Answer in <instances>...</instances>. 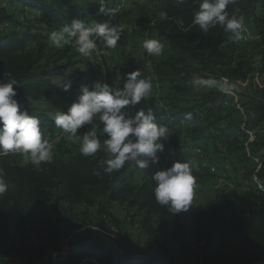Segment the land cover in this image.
<instances>
[{"label":"trees","instance_id":"16d2710c","mask_svg":"<svg viewBox=\"0 0 264 264\" xmlns=\"http://www.w3.org/2000/svg\"><path fill=\"white\" fill-rule=\"evenodd\" d=\"M98 2L80 12L60 0H0V82H17L14 88L20 108L41 121L43 137L52 136L59 128L30 103H43L54 95L57 87L50 75L72 63L68 56L71 45L59 51L50 49V34L74 19L85 22L86 17H91L103 23L117 0ZM148 6L141 12L140 22L148 25V36L159 40L167 51L159 61L150 57L152 68L146 72V76L155 78L160 95L142 99L125 111L130 116L141 109L154 112L156 122L171 132L163 141L164 157L175 162H187L193 150L217 146L227 166L235 163L244 169L241 183L218 192L203 206L196 207L192 202L187 211L173 215L156 202L155 185L146 170L126 163L112 174L104 172L100 162L109 156L103 149L85 157L79 148L75 153L55 148L53 162L38 167L25 165L19 154L0 153V170L8 185V191L0 196V219L7 221L5 235L8 237L10 231L20 234L26 223L39 217L62 219L64 213L79 205L98 207V213L117 227L107 204L124 200L128 208L140 214L144 233L152 234L155 229L164 242L176 243L178 252L171 264H264V131H255L256 123L264 122V87L256 84L252 96H243L247 99L245 111L256 117L254 123L237 119L235 106L225 105L227 92L204 88L206 91L188 101L185 95L195 87L194 78L222 83L246 80L252 71L249 57L237 55L238 40L222 27L204 33L192 23L198 10L194 0L182 5L176 0H150ZM161 11L167 13V19H160ZM228 11L244 17V29L257 22L263 24L264 32V0H235ZM116 14L110 20L113 26L120 21V14ZM128 37L133 34L125 38ZM63 59L66 64L59 66ZM257 73L264 74V64ZM251 137L253 142L249 143ZM193 175L196 181L213 177L205 166ZM31 247L41 249L37 240ZM44 254L40 255V264H167L154 256H137L128 250L80 239L67 242L65 254L55 261ZM0 264L8 263L0 260Z\"/></svg>","mask_w":264,"mask_h":264},{"label":"rangeland","instance_id":"374dc122","mask_svg":"<svg viewBox=\"0 0 264 264\" xmlns=\"http://www.w3.org/2000/svg\"><path fill=\"white\" fill-rule=\"evenodd\" d=\"M66 7L76 6L78 11H84L86 8L97 6L98 0H60ZM102 0L99 2L101 3ZM150 0H117L113 4L114 8L109 12L105 19L108 22L113 16L120 14V21L116 27L122 28L123 34L117 42L114 49H106L102 40H97V50L90 56L84 57L76 51L75 44L71 45L68 56H71V65L62 69L58 74L50 75V81L57 87L56 93L43 102H31L30 105L38 112H44L48 117L53 119L52 115L57 110L67 111L68 107L73 103L80 94V86L87 85L90 90L92 85L97 82V76H104L105 82L113 89H120L123 86L122 78L125 73L140 69L142 77L150 78L152 81V90L146 99L160 95L158 85L153 76H146V72H150L152 64L150 57L154 61H159L167 55V51L163 50L159 56L149 55L143 48L145 40L154 39L148 36V25H142L141 12L147 9ZM98 2V3H99ZM99 3V4H100ZM111 5V4H110ZM116 6L118 10L116 11ZM130 12V15H125ZM257 11V16L260 15ZM113 15L110 16V14ZM109 20V22H110ZM104 21V22H105ZM98 21L86 17L85 24L92 26ZM133 34V37L130 36ZM127 35V36H126ZM125 38V39H124ZM123 40L124 43L123 44ZM50 49L59 51L50 42H47ZM32 47V44H30ZM237 55L241 58H248L251 64V75L244 81H228L224 82L229 87L225 105L235 106L238 111L237 119L242 122L254 123L255 116H252L247 110V99L243 96H252L255 91L256 84L258 87L264 86V74L258 76V69L264 64V32L263 24L251 22L247 29H244L242 39L238 40ZM67 60L63 59L60 65L66 64ZM92 62H96V69L92 66ZM96 70V71H95ZM59 80L71 81L72 87L69 91H62L56 84ZM219 91L216 88L209 89ZM206 91L204 88L192 87L185 97L188 101L196 98L198 94ZM236 117V116H235ZM98 120V117L95 118ZM255 131H264V122L256 123ZM91 130V126L85 125L78 129V136L69 138L67 134L59 128L54 130L52 136H44L54 149L60 152L75 153L80 146L82 135ZM253 136V133H251ZM250 134V135H251ZM249 143L253 142V138L248 139ZM247 141V142H248ZM219 145V144H218ZM171 147L170 145H168ZM217 148V146H216ZM215 146L208 145L206 150H193L188 157L187 162L192 168V173L200 167L205 166L209 173L213 176L208 179L197 180L196 187L193 192L192 202L196 207L203 206L205 202L213 198L220 191H228L235 187V184L241 183L244 176V169L241 165L231 163L229 166L224 162L221 154L218 153ZM64 153V152H63ZM66 153V152H65ZM164 152L159 153V161L156 164H150L146 169V174L150 179L152 175L160 170H164L175 162L168 157H164ZM142 174V172H140ZM140 174V175H141ZM139 177H137L138 179ZM243 182V181H242ZM244 183V182H243ZM245 186V185H244ZM239 191H243L239 189ZM109 212L117 220L116 227L108 217L98 213L96 206H74L69 213H64L65 217L56 219L55 216L39 217L31 222L26 223L25 228L20 232H9L6 237L4 227L7 221L0 219V260L8 264H40V255L45 252L52 260H57L63 256L66 250L67 242L75 240H87L88 242L105 244L115 248L128 250L137 256H154L161 259L164 263L171 264L178 252V246L175 242L167 240L163 241L161 233L154 229L152 234L143 232L141 226V216L135 209L128 208L124 200H116L107 204ZM66 205H63L65 208ZM53 222H56L55 226ZM37 240L38 248H32L31 244Z\"/></svg>","mask_w":264,"mask_h":264},{"label":"clouds","instance_id":"9594fccd","mask_svg":"<svg viewBox=\"0 0 264 264\" xmlns=\"http://www.w3.org/2000/svg\"><path fill=\"white\" fill-rule=\"evenodd\" d=\"M186 0H176L182 5ZM198 10L193 14L194 25L207 33L211 28L220 26L230 33L234 40L242 39L244 17L230 14L228 6L235 0H194ZM105 11L103 7L100 9ZM161 20L167 19V13H159ZM122 28L110 22L96 23L87 26L82 20L74 19L70 25L53 31L50 42L56 49L72 45L84 57L97 50V40H102L106 49H114L121 38ZM143 48L149 55L159 56L163 44L156 39L145 40ZM122 88L113 89L109 84L95 82L91 90L87 85L80 86V94L71 103L66 112L57 110L53 121L68 137L78 136V129L91 126V130L82 135L79 151L85 157H92L100 150H105L109 158L101 161L102 170L112 174L122 169L126 163H133L145 170L150 164L159 161V153L164 152L163 141L171 134L168 127L158 124L151 109H143L130 116L125 111L128 106H135L149 97L152 90L150 78L142 77L140 69L125 73L121 78ZM11 80L0 82V153L4 155L19 154L25 165L40 166L41 163H52L54 146L43 138L41 121L28 111L21 110L17 92ZM197 88H216L226 92L229 87L215 79L194 78ZM56 84L62 91H69L71 81L59 80ZM98 117V120L95 118ZM190 119L191 116L189 115ZM101 140L100 137H104ZM99 174V173H97ZM151 181L155 187L153 195L156 202L166 207L173 215L187 211L192 205L196 177L188 162H174L172 166L155 172ZM8 191L2 170H0V196Z\"/></svg>","mask_w":264,"mask_h":264},{"label":"built area","instance_id":"2783aa9c","mask_svg":"<svg viewBox=\"0 0 264 264\" xmlns=\"http://www.w3.org/2000/svg\"><path fill=\"white\" fill-rule=\"evenodd\" d=\"M118 10L117 6H116V11ZM110 20V17L108 18V22ZM96 62H92V66L96 69ZM96 71V70H95ZM96 81H100V82H105L104 76H97L96 77Z\"/></svg>","mask_w":264,"mask_h":264},{"label":"bare ground","instance_id":"6f19581e","mask_svg":"<svg viewBox=\"0 0 264 264\" xmlns=\"http://www.w3.org/2000/svg\"><path fill=\"white\" fill-rule=\"evenodd\" d=\"M118 7V6H117ZM116 8V7H115ZM113 15V13L110 14V16ZM108 20V19H107ZM104 22V21H103ZM106 22V21H105ZM119 80H121V78H119Z\"/></svg>","mask_w":264,"mask_h":264},{"label":"crops","instance_id":"0c3cea01","mask_svg":"<svg viewBox=\"0 0 264 264\" xmlns=\"http://www.w3.org/2000/svg\"><path fill=\"white\" fill-rule=\"evenodd\" d=\"M264 87V86H263Z\"/></svg>","mask_w":264,"mask_h":264}]
</instances>
